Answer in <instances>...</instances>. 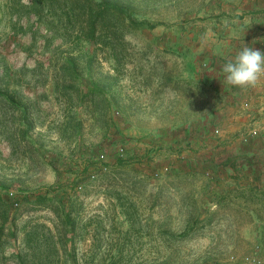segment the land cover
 Wrapping results in <instances>:
<instances>
[{
	"label": "rangeland",
	"instance_id": "rangeland-1",
	"mask_svg": "<svg viewBox=\"0 0 264 264\" xmlns=\"http://www.w3.org/2000/svg\"><path fill=\"white\" fill-rule=\"evenodd\" d=\"M95 1L111 10L92 26L88 0H0V264H245L256 247L264 264V167L239 140L263 112L239 105L228 132L210 110L224 81L190 79L221 73L193 41L219 43L248 0Z\"/></svg>",
	"mask_w": 264,
	"mask_h": 264
},
{
	"label": "crops",
	"instance_id": "crops-1",
	"mask_svg": "<svg viewBox=\"0 0 264 264\" xmlns=\"http://www.w3.org/2000/svg\"><path fill=\"white\" fill-rule=\"evenodd\" d=\"M247 3L245 9L240 7V9L236 11H226V21L222 23V26L213 29L214 32L221 35L220 38L222 40L219 43L216 41H214V43H206L203 49L201 42H199L201 41L200 39L193 41V44H195L194 48L197 50L195 51L197 54L196 56L201 57L204 55L207 62L211 64L220 63L222 69L224 64L234 59L235 55L245 46L264 52V0H248ZM231 19H234V21ZM178 48H181V45H179ZM190 79L197 81H215L218 79V81H224L225 75L221 70V73L218 74L216 78L215 75H205L201 78L198 77L193 79L192 74ZM217 90H219L222 96L228 97L229 101L225 100V102H223L220 100L221 109L215 107L210 110L218 111L223 114V117H225L224 123L227 125L228 132L235 133L247 122V116L242 117L241 115H237L238 106L241 105L242 102L248 101L250 106H252V110L258 107H261L259 111L264 110V80L256 87L248 89L228 86L222 82ZM208 91H210V89L207 88L206 92ZM240 99L243 101H240ZM218 103L219 101L217 105ZM205 104L206 100L203 107H205ZM252 140L249 145L251 148L254 147V151L240 153L241 158L244 161L253 158L254 160H258V163L264 167V131L257 140ZM256 175H258L257 172L255 173L251 170L244 172V176L247 178H254ZM259 177L262 179L261 182H253L248 186L254 190L264 191V169L260 171Z\"/></svg>",
	"mask_w": 264,
	"mask_h": 264
},
{
	"label": "clouds",
	"instance_id": "clouds-1",
	"mask_svg": "<svg viewBox=\"0 0 264 264\" xmlns=\"http://www.w3.org/2000/svg\"><path fill=\"white\" fill-rule=\"evenodd\" d=\"M224 83L228 86L248 89L264 80V52L252 47H243L234 59L224 64Z\"/></svg>",
	"mask_w": 264,
	"mask_h": 264
},
{
	"label": "trees",
	"instance_id": "trees-1",
	"mask_svg": "<svg viewBox=\"0 0 264 264\" xmlns=\"http://www.w3.org/2000/svg\"><path fill=\"white\" fill-rule=\"evenodd\" d=\"M48 1H50V0H48ZM64 1L66 3H72L74 1L77 3L79 0H64ZM88 2L92 4V7L90 8V11L88 13L89 18L87 19V21L89 22V24L91 23L92 26L95 25L98 21H103L105 19V17L110 14L109 10H111V6L108 5L109 3L106 2L105 4H100V3H97L95 0H88ZM14 102L15 101L12 100L11 104L12 105L15 104ZM25 112H26V110L24 111V113ZM77 187L78 186H75V190L77 189ZM44 200H45V198L39 197L38 201L35 204L36 207H39L40 204L44 202ZM74 222H75V220L70 217L69 213H67L64 216L63 223L65 226H68L71 228V230L69 232H71L72 235H73V230H74ZM69 240L71 241L72 238Z\"/></svg>",
	"mask_w": 264,
	"mask_h": 264
},
{
	"label": "built area",
	"instance_id": "built-area-1",
	"mask_svg": "<svg viewBox=\"0 0 264 264\" xmlns=\"http://www.w3.org/2000/svg\"><path fill=\"white\" fill-rule=\"evenodd\" d=\"M240 108L243 111H248L250 109V104L248 102H244L243 104L240 105ZM262 112H263L262 114L264 117V110H262ZM258 132H259V129H257L256 127H249V129L247 131H245L239 135V140L241 143L247 144L250 140L257 137ZM214 134L218 136L219 131L215 130ZM119 155L121 157L123 156V149L122 148L119 149ZM103 158H104L103 155L99 156V159H101V161H103ZM105 170L106 169L104 168V171ZM92 178H93V176H92ZM81 189H82V187L80 185H78L77 190L79 191ZM12 195L13 194L10 193V196H12ZM15 206H17V204H15ZM244 262H245V264H262L263 258H262L260 248L256 247L255 251L252 253V255L245 257Z\"/></svg>",
	"mask_w": 264,
	"mask_h": 264
}]
</instances>
